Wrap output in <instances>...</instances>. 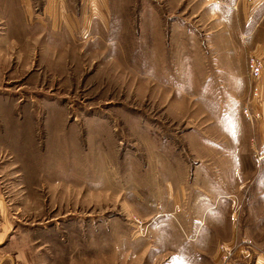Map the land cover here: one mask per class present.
Returning a JSON list of instances; mask_svg holds the SVG:
<instances>
[{"label": "rangeland", "instance_id": "1", "mask_svg": "<svg viewBox=\"0 0 264 264\" xmlns=\"http://www.w3.org/2000/svg\"><path fill=\"white\" fill-rule=\"evenodd\" d=\"M159 3L0 0V220L18 264H209L187 244L223 211L218 234L250 252L231 264L264 257V59L239 86L250 134L200 133L192 99L177 123L186 85ZM160 166L186 179L175 196Z\"/></svg>", "mask_w": 264, "mask_h": 264}, {"label": "crops", "instance_id": "2", "mask_svg": "<svg viewBox=\"0 0 264 264\" xmlns=\"http://www.w3.org/2000/svg\"><path fill=\"white\" fill-rule=\"evenodd\" d=\"M159 1V5L165 7L167 25H165V34H162L161 28L156 33L158 37L167 38L169 46L175 55L179 56L175 67L179 71L176 85L180 86L178 82H184L186 85L185 89L181 90L183 96L177 94L178 100L170 102L167 114L172 115L177 123L182 125L184 123L182 120L186 119L187 115H191L190 104L186 100L192 99L197 105V111L193 114L197 113V129L200 133L215 132L224 138L235 133L250 134L251 126L244 120L248 118L246 110L240 111L241 106L244 109L246 107L243 106L245 96L240 95L239 86L249 59L259 61L264 59V0ZM175 8H179L175 12L177 16L171 18ZM198 46L202 51L203 47L207 50L209 65L205 63V58L200 56L201 51ZM242 53L247 54V62L243 60ZM217 86L222 88L218 97L214 90ZM190 129L191 126L187 130ZM227 142L230 141L227 140ZM10 166L13 167L15 164ZM226 166L231 170L236 166V162H227ZM160 170L161 174L153 181L156 184L165 185L163 189L167 196L169 189H171L170 194L175 196L178 187L174 189L173 184L185 182L186 179L178 174H170L167 172L168 169L164 170L161 166ZM16 172L18 174L19 170ZM228 177L231 181L230 174ZM201 205L205 207L201 215L203 219L205 213L213 206L206 209V202H202ZM4 213V207L0 206V214ZM218 219L222 223L227 221L224 211L217 213L211 220L209 230L204 237H201V233L198 234L201 230L199 228L196 243L187 244V247L199 249L202 254L198 256L201 259L204 257L202 255L210 253L209 264L218 262L220 245H227L235 250L236 262L247 259L250 252L244 251L241 243H237L235 230L229 237L223 238L221 234H218L221 229L216 223ZM5 233L6 225L0 220V264H18V256L10 257L9 245L4 244ZM207 237L213 239L207 241ZM207 244L211 250H207L208 247L205 248ZM181 246L184 249V245ZM252 257L256 261L255 264H264L263 256L253 254Z\"/></svg>", "mask_w": 264, "mask_h": 264}, {"label": "built area", "instance_id": "3", "mask_svg": "<svg viewBox=\"0 0 264 264\" xmlns=\"http://www.w3.org/2000/svg\"><path fill=\"white\" fill-rule=\"evenodd\" d=\"M249 65H250L251 75L253 76L252 79H254V77L255 78L258 77L263 68L262 62L259 60L250 59ZM218 251H219L218 262L215 264H231V262L237 258L235 250L232 247H228L227 245H220L218 247Z\"/></svg>", "mask_w": 264, "mask_h": 264}]
</instances>
